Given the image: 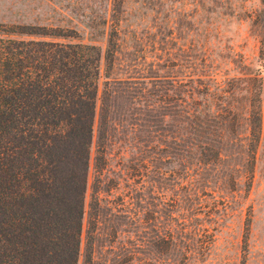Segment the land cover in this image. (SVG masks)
I'll return each instance as SVG.
<instances>
[{
    "label": "rangeland",
    "instance_id": "obj_1",
    "mask_svg": "<svg viewBox=\"0 0 264 264\" xmlns=\"http://www.w3.org/2000/svg\"><path fill=\"white\" fill-rule=\"evenodd\" d=\"M0 0V24L73 30L103 47L78 264H264V37L260 0ZM258 71V72H256ZM260 78V127L245 162ZM103 167L93 168L102 91ZM198 112L219 114L209 120ZM217 150L204 163L193 140ZM197 157L199 160H197ZM248 171L250 173L248 174ZM95 199L89 208L91 193Z\"/></svg>",
    "mask_w": 264,
    "mask_h": 264
},
{
    "label": "trees",
    "instance_id": "obj_2",
    "mask_svg": "<svg viewBox=\"0 0 264 264\" xmlns=\"http://www.w3.org/2000/svg\"><path fill=\"white\" fill-rule=\"evenodd\" d=\"M260 3L264 13V0ZM121 5L122 0H113L114 12ZM93 41L84 42L73 30L0 24V264H78L100 65L107 77L116 51L115 28L103 34V47ZM258 59H264V37ZM252 81L248 166L260 127L257 73ZM108 103L104 88L96 172L104 164ZM201 115L219 117L198 112L197 126ZM193 141L191 150H198L204 163L219 157L215 149L201 152L205 141ZM86 239L82 264H90L89 233Z\"/></svg>",
    "mask_w": 264,
    "mask_h": 264
}]
</instances>
